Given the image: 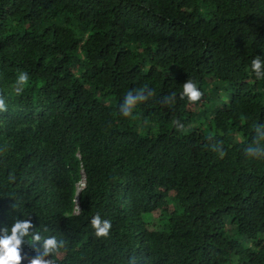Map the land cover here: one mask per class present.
Instances as JSON below:
<instances>
[{
  "label": "trees",
  "instance_id": "16d2710c",
  "mask_svg": "<svg viewBox=\"0 0 264 264\" xmlns=\"http://www.w3.org/2000/svg\"><path fill=\"white\" fill-rule=\"evenodd\" d=\"M0 96V227L55 264H264V0H0Z\"/></svg>",
  "mask_w": 264,
  "mask_h": 264
},
{
  "label": "clouds",
  "instance_id": "9594fccd",
  "mask_svg": "<svg viewBox=\"0 0 264 264\" xmlns=\"http://www.w3.org/2000/svg\"><path fill=\"white\" fill-rule=\"evenodd\" d=\"M261 66V59L259 57L253 58L251 69L257 79H260L262 76L260 71ZM28 80L29 77L26 72L20 73L17 79L18 86L14 88L16 95L21 93L23 86L27 84ZM182 88L181 97L186 95L191 102L200 100L203 95L192 80H187L182 85ZM142 99H145V97L140 96L139 93H137L136 97H133L131 92H129L126 96L125 105L122 108V115L125 118L132 116V107L135 106L137 100ZM5 109V100L3 96H0V112ZM91 227L95 229V234L98 237H106L112 225L109 220H102L101 216L97 213L91 219ZM35 228L30 217L16 219L10 226L0 227V264H22V261H26V264H55L54 254L58 248L63 247L64 241H58L55 236L44 238L39 232L35 231ZM25 243H30L33 246L35 253L33 256L22 255V245Z\"/></svg>",
  "mask_w": 264,
  "mask_h": 264
},
{
  "label": "rangeland",
  "instance_id": "374dc122",
  "mask_svg": "<svg viewBox=\"0 0 264 264\" xmlns=\"http://www.w3.org/2000/svg\"><path fill=\"white\" fill-rule=\"evenodd\" d=\"M77 186H78V189H79V187H80V185L79 184H77ZM157 237V236H156ZM158 238V237H157ZM159 239V238H158Z\"/></svg>",
  "mask_w": 264,
  "mask_h": 264
},
{
  "label": "built area",
  "instance_id": "2783aa9c",
  "mask_svg": "<svg viewBox=\"0 0 264 264\" xmlns=\"http://www.w3.org/2000/svg\"><path fill=\"white\" fill-rule=\"evenodd\" d=\"M79 185H80V187H81V186H82V183H80ZM77 190H78V188H77Z\"/></svg>",
  "mask_w": 264,
  "mask_h": 264
}]
</instances>
